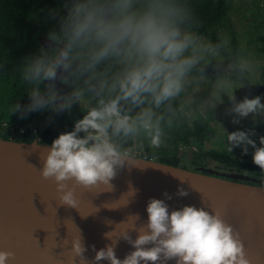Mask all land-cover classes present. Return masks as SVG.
<instances>
[{
    "label": "clouds",
    "instance_id": "1",
    "mask_svg": "<svg viewBox=\"0 0 264 264\" xmlns=\"http://www.w3.org/2000/svg\"><path fill=\"white\" fill-rule=\"evenodd\" d=\"M65 6L67 15L59 17L58 30L47 34L54 46L25 57L12 74L25 86L30 103L7 106L11 116L41 109L59 114L73 105L84 113L74 130L60 134L51 147L39 138L30 144L46 150L40 175L54 182L60 205L79 210L77 189L114 191L111 182L118 172L143 161L136 148L147 145L155 152L195 118L213 119L225 97L235 113L234 124L250 115L254 125L264 118L262 97L237 102L235 96L245 82L264 85V55L223 33L213 37L191 0H72ZM57 14L53 10L50 16ZM6 65L0 63V71ZM210 67L212 77L207 75ZM57 78L72 89L68 94L59 93ZM204 92L207 98H201ZM216 124L224 131L228 153L242 148L247 155L249 146L254 149L253 163L261 172L241 174L259 179L256 188L264 191V137L258 147L250 139L254 131L229 134ZM188 194L182 187L176 193ZM205 207L170 211L165 201L150 199L147 223L133 229L137 238L128 232L122 236L135 250L121 260L115 242L99 251L93 245L92 264H251L240 232L221 210ZM130 217L140 219L138 214ZM111 233L105 237L111 239ZM71 245V264L77 258L89 264L81 234ZM15 258L14 252L0 250V264Z\"/></svg>",
    "mask_w": 264,
    "mask_h": 264
},
{
    "label": "water",
    "instance_id": "2",
    "mask_svg": "<svg viewBox=\"0 0 264 264\" xmlns=\"http://www.w3.org/2000/svg\"><path fill=\"white\" fill-rule=\"evenodd\" d=\"M39 45L46 49L54 46L46 34L39 36ZM54 83L62 96L67 94L59 78ZM246 86L264 95V86ZM31 142L0 136V250L15 253L10 264H71V243L80 234L89 264L95 257L93 245L99 251L113 242L117 258L123 260L135 249L122 236L128 232L133 240L137 238L138 231L133 229L147 223L146 208L152 198L165 201L170 211L205 205L206 211L221 210L225 221L240 232L251 264H264V191L256 188L259 179L241 174L244 170L190 169L135 151L143 161L118 172L111 182L114 191L77 189L78 210L59 204L56 185L44 180L39 171L46 150L30 146ZM42 144L51 147L52 143ZM181 187L189 193L186 197L176 195ZM164 193L172 198L167 199ZM137 214V221L130 217ZM110 232L111 239H107L105 234ZM75 264L83 262L77 258Z\"/></svg>",
    "mask_w": 264,
    "mask_h": 264
},
{
    "label": "trees",
    "instance_id": "3",
    "mask_svg": "<svg viewBox=\"0 0 264 264\" xmlns=\"http://www.w3.org/2000/svg\"><path fill=\"white\" fill-rule=\"evenodd\" d=\"M191 2L198 16L203 20L205 29L211 30L213 37L221 33V27L226 25L231 17V0H191ZM71 3L72 0H0V63L7 61L6 68L0 71V133L2 134L0 136L26 142L39 138L42 143H52L60 134L73 131L75 122L83 118L84 113L79 105H73L70 112L64 111L60 116H56L49 109L31 111L23 117L19 112L12 116L7 112V106L10 104L18 102L24 107L30 103L25 86L12 74L22 65L25 57L35 55L41 48L39 45L41 34L47 35L52 30H58L59 17L67 15L65 5L70 6ZM53 10L58 13L55 18L50 16ZM233 33H230L233 43H240ZM259 41L262 43L260 51L264 54V32L259 35ZM210 74H214L211 67L207 72V75ZM62 85L67 94L72 90L63 83ZM55 86L57 88V84ZM247 92L239 96L236 101L242 102ZM211 120V117L206 120L197 117L190 125L172 133L166 140L165 146L157 150L160 153L158 160L178 166L182 165L184 160L196 161L192 150L188 147L193 141L201 145L205 144L214 132ZM251 124L226 123L225 126L229 134L235 131L258 132L257 125ZM250 127L257 128L252 130ZM142 148L150 151L147 145ZM253 152L249 151L246 157L252 158ZM208 155L228 168L237 167L257 174L261 172L253 161L242 163L227 151L212 149L208 151Z\"/></svg>",
    "mask_w": 264,
    "mask_h": 264
},
{
    "label": "rangeland",
    "instance_id": "4",
    "mask_svg": "<svg viewBox=\"0 0 264 264\" xmlns=\"http://www.w3.org/2000/svg\"><path fill=\"white\" fill-rule=\"evenodd\" d=\"M232 3V10H231V17L230 20L226 23V25L221 27V33L229 36L231 38L230 33H235L238 40L241 44L248 46L251 50L264 55L260 48L262 47V43L259 41V35L264 32V0H231ZM233 33V34H234ZM210 77L214 76V74L208 75ZM264 85H257L253 86L256 88H261ZM248 91L247 96L249 99L255 98L256 96L262 97L261 103H264V95L260 93H255L249 91L247 89L246 83L245 87L236 91L235 96L236 99L241 96L243 93ZM208 93L204 92L201 94V98H207ZM232 105H229V101L227 97L224 98V104L219 105L214 113L213 119L211 120V125L214 128V132L210 135V137L206 140L204 145H201L199 142L193 141L188 149L192 150L193 155L195 158H199V162L204 167L213 168L218 170V166L223 168L220 171L229 172V168L213 161V159L208 155V151L212 149H216L220 152L227 151L225 147L226 143V136L224 134L223 129L217 125L216 123L222 125L226 131L229 133L228 128L225 126L226 123H232L235 118V113H230ZM211 117L208 116L207 119ZM212 118V117H211ZM216 122V123H215ZM253 124L251 115L248 118L241 119L239 124L234 125H250ZM257 126L264 125V118L260 120ZM264 137V127L258 129V132H255V135H251L250 139L254 140L256 145L260 147V138ZM143 148H136L134 151H140L142 154ZM249 151H254V149L249 146ZM248 151V152H249ZM232 154L240 159L242 163L253 161L251 157H246V155L242 154V148H235ZM143 155V154H142ZM194 161L191 160H184L181 166H185L187 168H195ZM196 165V164H195ZM203 167V166H202ZM225 169V170H224ZM233 171L239 172L238 168H234Z\"/></svg>",
    "mask_w": 264,
    "mask_h": 264
},
{
    "label": "flooded vegetation",
    "instance_id": "5",
    "mask_svg": "<svg viewBox=\"0 0 264 264\" xmlns=\"http://www.w3.org/2000/svg\"><path fill=\"white\" fill-rule=\"evenodd\" d=\"M258 128H261V127H264V125H262V126H257ZM257 127H250V129H255V128H257ZM1 134V133H0ZM2 135V134H1ZM143 152H142V154L143 155H147V156H154L155 158H159V156H160V153L156 150L155 152H153V150H151L150 149V151L148 152V151H145V150H142ZM199 159V158H198ZM197 158H196V161H194V166H196V167H202V166H205V165H203V164H201L200 162H199V160H198ZM213 159V158H212ZM213 161H215L214 159H213ZM216 162V161H215ZM218 163V162H217ZM196 164V165H195ZM234 168H237V167H230L229 168V172L230 173H232V172H236V171H233L234 170ZM223 168H221V166H218V170H222ZM225 170V169H224Z\"/></svg>",
    "mask_w": 264,
    "mask_h": 264
}]
</instances>
